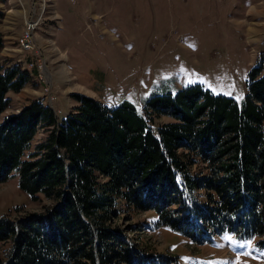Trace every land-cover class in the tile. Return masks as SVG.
Listing matches in <instances>:
<instances>
[{
	"label": "trees",
	"instance_id": "obj_1",
	"mask_svg": "<svg viewBox=\"0 0 264 264\" xmlns=\"http://www.w3.org/2000/svg\"><path fill=\"white\" fill-rule=\"evenodd\" d=\"M4 46L0 31V182L17 172L24 192L52 204L0 216V241L12 242L2 264H167L113 225L122 203L198 243L232 234L264 249L262 60L242 102L194 84L153 95L143 112L129 100L110 106L75 94L78 106L62 119L42 99L2 118L8 93L29 79L3 64ZM155 116L173 120L154 129ZM199 162L208 172H194Z\"/></svg>",
	"mask_w": 264,
	"mask_h": 264
},
{
	"label": "rangeland",
	"instance_id": "obj_2",
	"mask_svg": "<svg viewBox=\"0 0 264 264\" xmlns=\"http://www.w3.org/2000/svg\"><path fill=\"white\" fill-rule=\"evenodd\" d=\"M34 2L0 0L2 62L18 64L29 77L20 92L8 93L11 103L2 118L42 99L62 119L78 106L75 94L110 106L129 100L143 112L153 95L194 84L242 102L251 68L260 60L264 65V0ZM32 13L36 44L26 49L23 35L32 30ZM172 120L155 116L151 125L155 129ZM46 135V129L39 130L25 158ZM194 172L208 167L199 162ZM50 204L44 195L34 200L24 192L17 172L0 182V216L41 214ZM157 217L122 203L112 223L159 261L167 258V264H264L256 240L224 234L198 243L156 226ZM11 243L0 241V264Z\"/></svg>",
	"mask_w": 264,
	"mask_h": 264
},
{
	"label": "built area",
	"instance_id": "obj_3",
	"mask_svg": "<svg viewBox=\"0 0 264 264\" xmlns=\"http://www.w3.org/2000/svg\"><path fill=\"white\" fill-rule=\"evenodd\" d=\"M33 5L36 4V2H34V0H31ZM32 15H34L33 13L30 15V19H29V23H32ZM37 24V23H32V30H26L25 31V43H26V49H35V38L33 36V26Z\"/></svg>",
	"mask_w": 264,
	"mask_h": 264
},
{
	"label": "snow or ice",
	"instance_id": "obj_4",
	"mask_svg": "<svg viewBox=\"0 0 264 264\" xmlns=\"http://www.w3.org/2000/svg\"><path fill=\"white\" fill-rule=\"evenodd\" d=\"M228 240H232L233 238L231 236L226 237Z\"/></svg>",
	"mask_w": 264,
	"mask_h": 264
},
{
	"label": "crops",
	"instance_id": "obj_5",
	"mask_svg": "<svg viewBox=\"0 0 264 264\" xmlns=\"http://www.w3.org/2000/svg\"><path fill=\"white\" fill-rule=\"evenodd\" d=\"M56 4V3H55ZM58 15H59V12L57 11Z\"/></svg>",
	"mask_w": 264,
	"mask_h": 264
},
{
	"label": "bare ground",
	"instance_id": "obj_6",
	"mask_svg": "<svg viewBox=\"0 0 264 264\" xmlns=\"http://www.w3.org/2000/svg\"><path fill=\"white\" fill-rule=\"evenodd\" d=\"M24 45H26V43L24 42Z\"/></svg>",
	"mask_w": 264,
	"mask_h": 264
}]
</instances>
